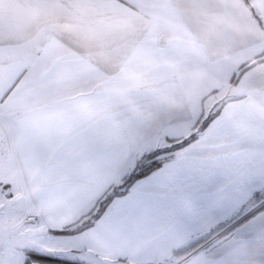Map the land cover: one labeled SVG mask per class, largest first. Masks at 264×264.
<instances>
[{
	"label": "snow or ice",
	"instance_id": "1",
	"mask_svg": "<svg viewBox=\"0 0 264 264\" xmlns=\"http://www.w3.org/2000/svg\"><path fill=\"white\" fill-rule=\"evenodd\" d=\"M0 264H264V0H0Z\"/></svg>",
	"mask_w": 264,
	"mask_h": 264
}]
</instances>
